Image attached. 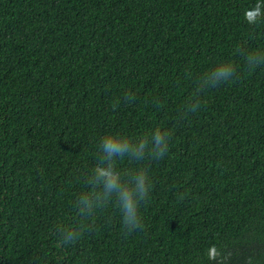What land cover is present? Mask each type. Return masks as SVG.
I'll list each match as a JSON object with an SVG mask.
<instances>
[{
	"label": "trees",
	"instance_id": "obj_1",
	"mask_svg": "<svg viewBox=\"0 0 264 264\" xmlns=\"http://www.w3.org/2000/svg\"><path fill=\"white\" fill-rule=\"evenodd\" d=\"M256 2L0 0V264H217L210 246L223 264H264V68L235 54L264 48V18L244 20ZM220 61L237 78L185 115ZM156 127L163 159L117 162L149 171L142 228L127 233L113 205L57 248L100 138Z\"/></svg>",
	"mask_w": 264,
	"mask_h": 264
},
{
	"label": "clouds",
	"instance_id": "obj_2",
	"mask_svg": "<svg viewBox=\"0 0 264 264\" xmlns=\"http://www.w3.org/2000/svg\"><path fill=\"white\" fill-rule=\"evenodd\" d=\"M264 18V0L244 11V20L255 25ZM235 54L243 57L249 71L264 68V48L237 49ZM237 78L236 68L231 61H220L193 81L190 98L183 106V113H196L202 106V96L207 89ZM125 102L131 103L135 96L125 93ZM115 108V105L113 106ZM170 132L156 127L150 133L132 138L120 130L106 133L99 140L97 162L82 178L85 190L76 194L73 206L76 217L69 221L58 220L52 235L57 248H67L78 242L84 222H92L100 212L115 206L121 216V225L127 233L142 228L141 206L147 202L152 184L149 171L139 166L127 171L118 168V160L127 158L141 163L145 160H160L169 152ZM207 258L223 264L224 258L215 246L206 250ZM59 260V257H57Z\"/></svg>",
	"mask_w": 264,
	"mask_h": 264
}]
</instances>
